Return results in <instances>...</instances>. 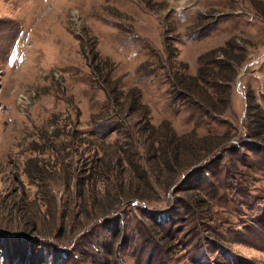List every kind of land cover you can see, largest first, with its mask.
Returning a JSON list of instances; mask_svg holds the SVG:
<instances>
[{"label":"rangeland","instance_id":"rangeland-1","mask_svg":"<svg viewBox=\"0 0 264 264\" xmlns=\"http://www.w3.org/2000/svg\"><path fill=\"white\" fill-rule=\"evenodd\" d=\"M0 264H264V0H0Z\"/></svg>","mask_w":264,"mask_h":264}]
</instances>
